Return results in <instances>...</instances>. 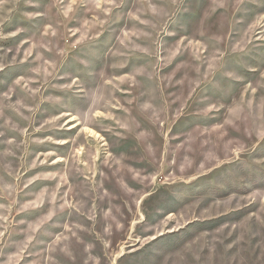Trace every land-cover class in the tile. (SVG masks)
<instances>
[{"label": "rangeland", "instance_id": "374dc122", "mask_svg": "<svg viewBox=\"0 0 264 264\" xmlns=\"http://www.w3.org/2000/svg\"><path fill=\"white\" fill-rule=\"evenodd\" d=\"M0 264H264V0H0Z\"/></svg>", "mask_w": 264, "mask_h": 264}]
</instances>
